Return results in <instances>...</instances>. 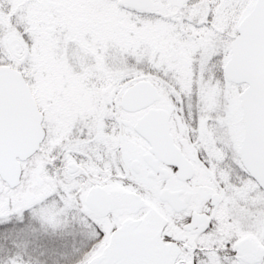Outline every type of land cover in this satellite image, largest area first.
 Segmentation results:
<instances>
[{
  "label": "snow or ice",
  "instance_id": "6c2138e0",
  "mask_svg": "<svg viewBox=\"0 0 264 264\" xmlns=\"http://www.w3.org/2000/svg\"><path fill=\"white\" fill-rule=\"evenodd\" d=\"M107 7L129 35L211 30L214 50L192 52L187 87L160 50L141 54L148 40L117 50L86 77L87 105L54 112L33 22ZM206 82L220 90L210 109ZM0 264H264V0H0Z\"/></svg>",
  "mask_w": 264,
  "mask_h": 264
},
{
  "label": "rangeland",
  "instance_id": "374dc122",
  "mask_svg": "<svg viewBox=\"0 0 264 264\" xmlns=\"http://www.w3.org/2000/svg\"><path fill=\"white\" fill-rule=\"evenodd\" d=\"M44 22L37 25L33 22V28L38 33L36 36L37 47L34 49V67L38 69L40 75V87L43 102L47 104L51 100V107L54 112L67 110L76 104L87 105L91 99V93L86 89L85 79L96 68L100 71H107L105 65L106 55H111L117 50L135 52L140 45L148 40L150 49H141L143 55L146 51L149 56L154 55L157 50L161 52V59L168 62L169 67H177L181 72L178 78L184 81L187 87L189 81L184 77H190L192 52L196 48H204L208 53L214 50V33L209 30L198 40L181 41L179 34H174L169 27L153 26L144 30H137L135 35H129V31L134 27L130 25L126 15L115 7H107L100 11L86 9H61L58 13L49 12L43 17ZM57 25L60 28L57 29ZM67 29L64 33L63 41L59 32ZM53 33H56L55 35ZM71 46L72 62L65 54ZM101 48L97 52V48ZM112 49V52H109ZM88 55L96 58V64H86ZM82 71H76V66ZM205 108H213L219 95L217 85L208 86L205 83ZM191 125L181 124V131L174 132L178 140H182L186 147L191 149L187 142V129ZM215 127L201 126L199 139L205 145L212 146L213 155L217 159H222L223 152L215 148V139H222L215 135ZM181 133H184L183 135ZM193 152V151H192ZM192 154V153H191ZM195 154H192V156ZM215 167V165L213 166ZM227 173H224L226 178ZM202 178V175H201ZM232 199V197H226Z\"/></svg>",
  "mask_w": 264,
  "mask_h": 264
},
{
  "label": "flooded vegetation",
  "instance_id": "af4514ba",
  "mask_svg": "<svg viewBox=\"0 0 264 264\" xmlns=\"http://www.w3.org/2000/svg\"><path fill=\"white\" fill-rule=\"evenodd\" d=\"M213 127H215V126H213ZM192 154H195L194 151L192 152ZM193 158H194V155H193ZM201 175H202V178L200 176V179L206 182L207 181V177L203 176V174H201ZM225 200H226V203H227L228 198H225ZM220 211H221V214L224 215V214L228 213L229 209L227 207H225V206H221V210Z\"/></svg>",
  "mask_w": 264,
  "mask_h": 264
}]
</instances>
